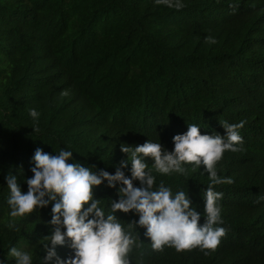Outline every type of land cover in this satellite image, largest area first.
Wrapping results in <instances>:
<instances>
[{
    "label": "trees",
    "instance_id": "trees-1",
    "mask_svg": "<svg viewBox=\"0 0 264 264\" xmlns=\"http://www.w3.org/2000/svg\"><path fill=\"white\" fill-rule=\"evenodd\" d=\"M181 2L176 9L154 0H0V258L15 246L40 264L48 210L10 218L4 180L17 175L25 191L37 147L65 148L73 162L111 172L126 158L121 143L159 139L171 150L187 123L223 135L222 122L243 120L240 150L216 164L232 181L213 186L223 194L226 229L216 248L156 250L133 228L138 246L128 259L264 264V0ZM29 109L39 113L35 121ZM185 167L184 175H153L173 192L187 191L203 213L207 173ZM95 195L107 210L115 190L101 185ZM116 215L122 225L136 218ZM57 252L72 255L66 245Z\"/></svg>",
    "mask_w": 264,
    "mask_h": 264
},
{
    "label": "clouds",
    "instance_id": "clouds-1",
    "mask_svg": "<svg viewBox=\"0 0 264 264\" xmlns=\"http://www.w3.org/2000/svg\"><path fill=\"white\" fill-rule=\"evenodd\" d=\"M154 3L176 9L183 6L181 0H154ZM206 39L215 43L212 37ZM29 115L35 121L39 113L29 109ZM243 124V120L222 122L221 135L202 134L201 125L187 123L186 131L172 136L171 150L159 139H146L135 146L121 143L120 152L126 158L113 164L111 172L95 164L73 162V152L65 148L50 153L37 147L31 157V176L23 177L25 191L17 175L4 176L8 216L16 218L34 210H48L45 225L50 231L43 236L40 264H130L128 253L138 246L133 228L139 233L143 229V237L156 250L165 245L177 251L215 249L226 229L220 226L219 201L223 194L213 186L232 182L230 177L217 175L216 164L224 152L240 150L239 129ZM189 164L208 176V185L203 190V213L197 211L187 191L173 192L163 180L157 183L153 175V171L164 176L184 175ZM101 185L115 190V198H109L107 210L103 200L95 195ZM117 212H131L136 218L122 225ZM7 227L15 228L14 219L9 220ZM65 245L72 255L62 258L57 248ZM9 258H14V264H33L31 253L15 246L8 248L0 264H7Z\"/></svg>",
    "mask_w": 264,
    "mask_h": 264
}]
</instances>
